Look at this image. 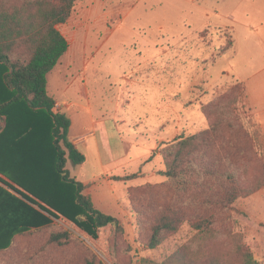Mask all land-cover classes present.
<instances>
[{"label":"rangeland","instance_id":"1","mask_svg":"<svg viewBox=\"0 0 264 264\" xmlns=\"http://www.w3.org/2000/svg\"><path fill=\"white\" fill-rule=\"evenodd\" d=\"M57 27L69 48L49 73L48 90L71 119L70 139L87 157L68 168L125 229L116 234L109 225L92 237L54 217L72 243L43 250L52 227L32 229L16 237L4 264L161 263L181 250L242 264L233 251L236 235L264 264V124L247 105L238 76L252 56H260L264 68V0H78ZM214 123L222 127L205 159L237 169L244 186H258L229 208L194 201L217 196L223 176L184 192L161 172L168 142ZM137 172L132 180L113 179ZM171 209L184 222L150 248L154 224ZM210 215L215 234L202 240L193 222Z\"/></svg>","mask_w":264,"mask_h":264},{"label":"trees","instance_id":"2","mask_svg":"<svg viewBox=\"0 0 264 264\" xmlns=\"http://www.w3.org/2000/svg\"><path fill=\"white\" fill-rule=\"evenodd\" d=\"M77 1L0 0V183L13 190L0 184V264L16 237L32 229L52 227L43 250L72 243V234L55 226L54 217L63 216L92 237L109 225L116 234L125 229L119 217L96 206L86 192L88 185L68 168L69 161L81 165L87 157L70 139L71 119L57 109V100L48 90V75L69 48L57 26L67 21ZM221 127L214 123L198 134L179 136L163 150L166 169L161 172L184 192L205 178L224 177L218 180L217 196L194 200L201 207L229 208L239 197L258 189L257 185L244 186L237 169L228 166L223 170L219 160L205 159ZM137 177L138 172L114 175L113 179ZM180 213L171 209L158 218L148 238L150 248L160 245L166 232L178 231L184 222ZM213 223L212 215L193 222L204 235L202 240L214 236ZM233 239V251L242 264H260L240 235ZM88 264L96 262L89 260ZM141 264L230 263L220 255L191 256L181 250L161 263L143 258Z\"/></svg>","mask_w":264,"mask_h":264},{"label":"crops","instance_id":"3","mask_svg":"<svg viewBox=\"0 0 264 264\" xmlns=\"http://www.w3.org/2000/svg\"><path fill=\"white\" fill-rule=\"evenodd\" d=\"M262 63L264 64V50L262 51ZM252 56V61L245 66L246 70L240 73L239 79L245 86V100L257 121L264 124V68L260 69V60ZM250 65V66H249ZM262 65V64H261ZM254 68H258L256 71ZM76 143V140H73ZM86 183V182H85Z\"/></svg>","mask_w":264,"mask_h":264}]
</instances>
